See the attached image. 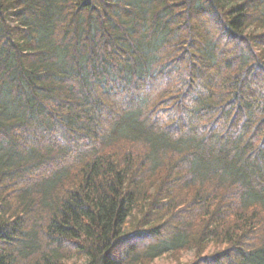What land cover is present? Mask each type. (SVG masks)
I'll list each match as a JSON object with an SVG mask.
<instances>
[{
    "label": "trees",
    "instance_id": "obj_1",
    "mask_svg": "<svg viewBox=\"0 0 264 264\" xmlns=\"http://www.w3.org/2000/svg\"><path fill=\"white\" fill-rule=\"evenodd\" d=\"M0 264H264V0H0Z\"/></svg>",
    "mask_w": 264,
    "mask_h": 264
}]
</instances>
